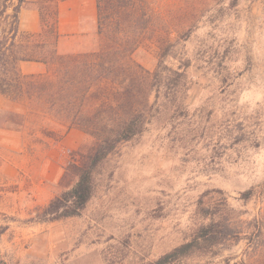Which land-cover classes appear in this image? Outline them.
Segmentation results:
<instances>
[{
  "label": "rangeland",
  "instance_id": "374dc122",
  "mask_svg": "<svg viewBox=\"0 0 264 264\" xmlns=\"http://www.w3.org/2000/svg\"><path fill=\"white\" fill-rule=\"evenodd\" d=\"M194 1L201 16L186 39L162 58L151 43L132 54L149 71L160 59L167 68L142 132L101 162L78 215L38 218L73 181L60 178L70 151H87L89 137L77 128L58 141L5 129L0 113V264H147L191 237L202 204L226 200L242 219L258 213L257 196L238 197L264 181V0ZM81 6L87 22L73 35L85 39L95 33V11L88 17L90 0ZM18 19L21 33L34 31L33 21L37 29L36 5L23 3ZM13 107L0 96V110ZM247 247L248 239L229 240L183 261H247Z\"/></svg>",
  "mask_w": 264,
  "mask_h": 264
},
{
  "label": "trees",
  "instance_id": "16d2710c",
  "mask_svg": "<svg viewBox=\"0 0 264 264\" xmlns=\"http://www.w3.org/2000/svg\"><path fill=\"white\" fill-rule=\"evenodd\" d=\"M27 1L36 5L38 28L21 33L18 13ZM61 1L0 0V26L6 25L0 30V96L14 105L0 110L2 128L54 141L77 128L91 140L87 151H70L60 182L74 179L38 213L42 221L78 215L94 192L101 162L142 132L150 94L167 67L160 59L149 71L133 59L134 51L151 43L162 58L201 16L194 0H95V33L80 39L59 32ZM23 61L45 68L24 73ZM253 196L261 205L252 219L240 218L226 200L200 205L203 221L191 237L147 264H186L185 258L213 255L218 246L242 238L250 248L247 261L233 264H264V181L238 198L246 203Z\"/></svg>",
  "mask_w": 264,
  "mask_h": 264
},
{
  "label": "crops",
  "instance_id": "0c3cea01",
  "mask_svg": "<svg viewBox=\"0 0 264 264\" xmlns=\"http://www.w3.org/2000/svg\"><path fill=\"white\" fill-rule=\"evenodd\" d=\"M83 0H64L59 4V16L62 18V22L58 21V30L61 34H73L82 28L83 23L87 22L82 17L85 15L84 10L82 9ZM90 9L88 17L93 18L95 11V0H90ZM96 13V12H95ZM91 21V18L88 19ZM83 22V23H82ZM87 24V23H86ZM84 24V26L86 25ZM89 25V24H88ZM37 23L33 21L30 23L28 30H35ZM42 63L32 62V61H23L20 63L21 71L24 73H36L42 71ZM11 136H19L17 131H8Z\"/></svg>",
  "mask_w": 264,
  "mask_h": 264
}]
</instances>
